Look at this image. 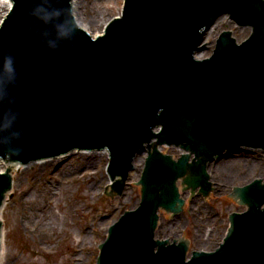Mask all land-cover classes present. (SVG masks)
Returning <instances> with one entry per match:
<instances>
[{"label":"water","instance_id":"water-1","mask_svg":"<svg viewBox=\"0 0 264 264\" xmlns=\"http://www.w3.org/2000/svg\"><path fill=\"white\" fill-rule=\"evenodd\" d=\"M72 2L12 0L1 21L0 159L107 148L105 194L114 197L148 148L140 203L109 226L98 264H264L262 177L224 194L247 208L229 212L231 228L213 251L187 259L186 241H174L189 243L183 229L173 242L155 238L160 207L167 216L183 201L188 209L192 193L180 197L178 180L208 195L207 160L241 146L264 150V0H124L95 35ZM223 15L252 33L237 42L224 30L213 53L197 58ZM163 142L195 158L174 159ZM12 172L0 171V208L15 190Z\"/></svg>","mask_w":264,"mask_h":264},{"label":"rangeland","instance_id":"rangeland-1","mask_svg":"<svg viewBox=\"0 0 264 264\" xmlns=\"http://www.w3.org/2000/svg\"><path fill=\"white\" fill-rule=\"evenodd\" d=\"M124 0H74L77 22L92 35L101 33L106 23L121 13ZM8 6L0 2V19ZM232 31L236 41L245 40L252 27L235 23L227 15L206 31L205 46L197 53L209 56L218 35ZM179 155L177 149L161 147ZM148 150L134 160V169L122 180V189L106 197V185L112 181L107 165L108 150H73L53 156L52 162L40 160L18 164L12 172L14 192L2 210L4 238L1 264H98L100 245L109 234V226L126 208L136 207L142 198L141 178ZM214 188L209 196L192 194L186 207L167 216L158 211L156 238L171 241L184 230L189 238L187 256L193 249L214 250L230 228V211H243L244 202L224 195L235 185L254 178L264 181V150L239 147L226 150L208 163ZM1 171L5 169L0 168ZM187 192V193H186ZM184 197L189 196L186 191Z\"/></svg>","mask_w":264,"mask_h":264},{"label":"bare ground","instance_id":"bare-ground-1","mask_svg":"<svg viewBox=\"0 0 264 264\" xmlns=\"http://www.w3.org/2000/svg\"><path fill=\"white\" fill-rule=\"evenodd\" d=\"M0 2H1V0H0ZM3 3H5L9 8L12 2H11V0H3ZM59 156H63V155H58V157ZM40 162H41V164L44 165V164H48V163L52 162V159L45 158V159H41ZM18 164H20V162H18V161H12V160L7 159V158L6 159H0V168H2V169H6L7 167H10V168H12V170H14L17 166H19ZM2 210H3V207L1 208V212H2ZM0 238H1V240L3 239L2 234L0 235ZM1 262H2V251L0 250V264H1Z\"/></svg>","mask_w":264,"mask_h":264},{"label":"flooded vegetation","instance_id":"flooded-vegetation-1","mask_svg":"<svg viewBox=\"0 0 264 264\" xmlns=\"http://www.w3.org/2000/svg\"><path fill=\"white\" fill-rule=\"evenodd\" d=\"M209 169V168H208Z\"/></svg>","mask_w":264,"mask_h":264}]
</instances>
